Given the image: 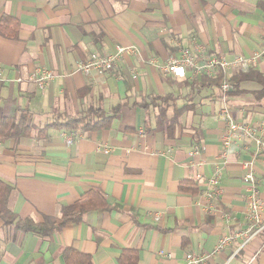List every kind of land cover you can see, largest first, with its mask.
<instances>
[{"label": "crops", "instance_id": "1", "mask_svg": "<svg viewBox=\"0 0 264 264\" xmlns=\"http://www.w3.org/2000/svg\"><path fill=\"white\" fill-rule=\"evenodd\" d=\"M3 17L17 20L19 36L0 35V124L25 112L30 127L27 136H0V180L12 187L15 222L60 217L91 189L117 207L89 211L51 236L0 219V264H67V249L92 264H186L187 253L208 256L202 264H264V224L246 245L235 238L216 252L222 237L248 228L246 161H254L264 200V151L239 140L220 159V87L163 69L195 45L228 59L260 52L264 0H0ZM117 46L134 52L114 72H73ZM38 66L56 75L45 90L27 79ZM253 70L264 75V59ZM240 90L233 86L227 98L234 120L264 125L263 86L244 81ZM93 112L114 119L95 130L46 129ZM217 166L222 192L208 200L196 176L207 179ZM216 204L221 209L210 212Z\"/></svg>", "mask_w": 264, "mask_h": 264}, {"label": "built area", "instance_id": "2", "mask_svg": "<svg viewBox=\"0 0 264 264\" xmlns=\"http://www.w3.org/2000/svg\"><path fill=\"white\" fill-rule=\"evenodd\" d=\"M134 52L133 47L117 46L115 53H99L95 52L89 55L85 61H79L73 72H80L90 75L105 76L106 74L115 71L119 60L126 53ZM264 59V45L262 50L250 57L236 56L233 59H228L225 56L208 55L204 46L195 45L193 48H181L179 55L173 54L170 56L163 69L166 74L172 75L176 78H184L187 73H191L192 77L205 76L209 78L217 77L221 72L224 79L220 85L223 94L224 107L219 116L226 124V129L221 139V154L220 159H226L228 152L235 141H255L258 151H264V125H250L234 120L231 110L227 105L228 95L233 91V84L229 79V73L241 72L247 73L251 69L257 67L260 60ZM56 75L50 69L43 66H38L28 76V81L35 84L37 89L45 90L54 82ZM23 79L19 78L18 81ZM201 147L196 146L194 154L198 155ZM244 169V183L247 187V211L246 217L248 220V228L235 233L234 235H226L222 237L216 247V252L225 249L231 244L233 239L241 238L246 245L253 237H255L261 230L264 224V200L259 192L257 179L254 170V161H246L243 163ZM196 179L199 184L206 187L204 192L208 200H213L221 195V188L219 186L221 179V168L217 166L214 174L207 179L203 176L197 175ZM221 208L216 204L213 208L209 207V211H218ZM223 213L225 218H230L229 213ZM243 245V246H244ZM163 254V253H161ZM186 264H202L207 261L208 256L198 257L194 253H187Z\"/></svg>", "mask_w": 264, "mask_h": 264}, {"label": "trees", "instance_id": "3", "mask_svg": "<svg viewBox=\"0 0 264 264\" xmlns=\"http://www.w3.org/2000/svg\"><path fill=\"white\" fill-rule=\"evenodd\" d=\"M19 24L17 20L12 17H3L0 23V35L8 39H18L19 36ZM224 75L221 72L216 79H210L203 77L199 79L201 87H206L211 84H215L220 87ZM231 83L234 86L233 92H240V84L244 81H255L263 86L264 94V75L253 69L247 73H237L230 78ZM194 85H198V81H194ZM155 100L154 97H151V101ZM155 102V101H154ZM152 103V102H151ZM159 114V124H163L167 121L164 110L161 105L157 106ZM24 112V111H23ZM29 113H22L19 120L15 118H6L0 124V136H13V137H22L27 136L30 131L28 127ZM92 114V115H91ZM87 116L79 117L77 119L67 120L64 124L49 125L46 127H59L60 129H77L82 128L83 130H95L100 128L109 127L111 122L114 119V116L106 117L98 115L96 112H93ZM177 117L171 120L175 122ZM12 193V187L3 181L0 180V219L6 225H15L18 230L26 231H35L42 236H51L56 231H60L65 225L79 221L84 214L89 211L97 209H115L116 205H109L106 201L103 193L98 189H91L84 195V198L81 202H78L72 206H68L62 209L60 217H51L45 218L43 223H38L32 219L18 220L17 222L16 215L9 208V199ZM67 264H92V260L88 255L82 254L78 251H73L70 249L66 250L65 255Z\"/></svg>", "mask_w": 264, "mask_h": 264}]
</instances>
